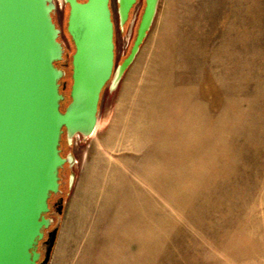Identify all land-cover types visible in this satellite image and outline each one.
I'll use <instances>...</instances> for the list:
<instances>
[{
    "label": "rangeland",
    "instance_id": "374dc122",
    "mask_svg": "<svg viewBox=\"0 0 264 264\" xmlns=\"http://www.w3.org/2000/svg\"><path fill=\"white\" fill-rule=\"evenodd\" d=\"M54 3L64 110L75 48L69 7ZM111 7L118 65L145 1L125 36ZM62 154L73 163L51 199L65 201L49 215L52 264L71 233L66 264H264V0H160L135 62L102 93L94 133L66 138Z\"/></svg>",
    "mask_w": 264,
    "mask_h": 264
},
{
    "label": "water",
    "instance_id": "95a60500",
    "mask_svg": "<svg viewBox=\"0 0 264 264\" xmlns=\"http://www.w3.org/2000/svg\"><path fill=\"white\" fill-rule=\"evenodd\" d=\"M63 1L75 48L64 111L66 72L56 64L65 49L54 0H0V264H38L53 224L49 202L61 192L60 172L73 163L62 156V137L72 143L92 136L105 87L115 89L135 62L160 2L144 0L130 53L116 65L111 0ZM117 1L123 27L138 0ZM57 235L58 228L48 233L41 264H49Z\"/></svg>",
    "mask_w": 264,
    "mask_h": 264
},
{
    "label": "flooded vegetation",
    "instance_id": "af4514ba",
    "mask_svg": "<svg viewBox=\"0 0 264 264\" xmlns=\"http://www.w3.org/2000/svg\"><path fill=\"white\" fill-rule=\"evenodd\" d=\"M79 1H81V0H79ZM81 2H84V1H81ZM68 7H69V6H68ZM56 8H57V7H56ZM111 10H112V7H111ZM54 12H55V11H54ZM54 12H53V13H54ZM131 13H132V11H131ZM131 13H130V15H129V19L127 20V22L125 23V25H124L123 27L120 26V19H119V32H121L123 36H125V35L127 34V25H128L129 20H130V18H131ZM141 17H142V14H141V16H140V19L137 21L135 27H133V29H132V31H131V34H130L129 39H128V47H129V51H128V53L124 56V58L122 59V61H123V60L128 56V54L130 53L131 47H132V45H133V43H134V40H135V38H136V35H137V29H138V25H139V23H140ZM118 18H119V14H118ZM52 19H53V22L56 24V22H55V18H54V15H53V14H52ZM112 19H113V22H114V13H113V10H112ZM67 21H68V15H67V20H66V22H67ZM56 26H57V24H56ZM114 26H115V22H114ZM57 28H58V26H57ZM66 28H67V27H66ZM60 31H61V30H60ZM66 31H67V30H66ZM61 33H62V31L60 32V37H61ZM117 34H118V31H117V29H116V27H115V37H114V41H115V53H116V56H117V46H116ZM60 37H59V41H60ZM70 40H71V38H70ZM71 41H72V40H71ZM60 42H61V41H60ZM61 43H62V42H61ZM62 45H63V44H62ZM63 46H64V45H63ZM64 49H65V47H64ZM64 56H65V54H64ZM122 61H121V62H122ZM49 207H50V213H49V215H50L51 213H53L54 211H57L58 213H60V211H61V208H60L58 202H55V201H54L53 203H51V200H50V202H49ZM51 227H53V224H52ZM51 227H50V228H51ZM49 232H50V231H49ZM49 232L46 231V233H45V237H44V240L40 243L39 251H40V253H41V258H40L38 264H41V262H42L43 259H44V256H45L44 248L47 249V245L45 244V242H46V240H48V233H49Z\"/></svg>",
    "mask_w": 264,
    "mask_h": 264
},
{
    "label": "crops",
    "instance_id": "0c3cea01",
    "mask_svg": "<svg viewBox=\"0 0 264 264\" xmlns=\"http://www.w3.org/2000/svg\"><path fill=\"white\" fill-rule=\"evenodd\" d=\"M72 234L73 233H71L70 234L71 237L69 236L68 237L69 239H67L68 240L67 248L65 249V252H63L65 255H66V253H68L70 251L72 252V254H75V255L77 254L76 249H77V244H78L79 241H78L77 236L72 235ZM108 239H109L108 237H105L104 238V240L106 241V243H107ZM56 242H57V240H56ZM55 247H56V243H55V246H54V249H53V252H52V257H51L52 260L54 259L53 253H54ZM91 248H92V246H91ZM65 255H63L62 258H59V262H60L59 264H63V263L66 264V258L68 257V255H66V256ZM64 259H65V262H64ZM52 260L50 259L51 262H49V264H52ZM100 264H107L106 258H104V261H103V259L102 260L100 259Z\"/></svg>",
    "mask_w": 264,
    "mask_h": 264
},
{
    "label": "trees",
    "instance_id": "16d2710c",
    "mask_svg": "<svg viewBox=\"0 0 264 264\" xmlns=\"http://www.w3.org/2000/svg\"><path fill=\"white\" fill-rule=\"evenodd\" d=\"M85 1V0H84ZM72 59V58H71ZM58 67H60L59 65H60V62L59 63H57L56 64ZM72 66V65H71ZM71 84H72V81H71ZM71 88V87H70ZM70 92V91H69ZM67 106V105H66ZM62 111H64L63 109H62ZM65 136L64 137H62V141H61V149H62V147H63V141L67 138L66 137V134H64ZM62 156H63V154H62ZM64 157V156H63ZM60 177H61V172H60ZM61 180H62V177H61ZM54 197V196H53ZM52 197V198H53ZM58 203H59V206H60V208H61V210H62V213H63V211H64V208H65V201L63 200V198H61L60 200H58L57 201Z\"/></svg>",
    "mask_w": 264,
    "mask_h": 264
}]
</instances>
